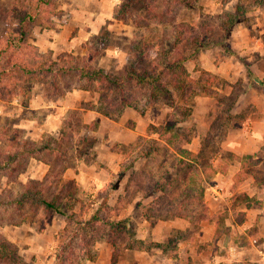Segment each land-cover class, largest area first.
<instances>
[{
  "label": "trees",
  "instance_id": "obj_1",
  "mask_svg": "<svg viewBox=\"0 0 264 264\" xmlns=\"http://www.w3.org/2000/svg\"><path fill=\"white\" fill-rule=\"evenodd\" d=\"M59 0H13L8 11L9 20L16 21L17 27L14 36L0 35V102L10 103L13 99L21 98L23 102L30 98V89L41 84L51 89L56 97L78 89L95 93L97 101L82 103L80 110L70 111L64 118L60 133L65 130L74 133L80 130L95 131L97 124L84 125L81 110L95 111L103 117L116 121L126 108L136 110L140 115L145 109H139V102L146 100V104L161 102L172 111L160 127L150 125L147 136L138 137L130 147L118 149L115 152L124 155L117 176L126 177L123 195L117 198L115 206L110 207L108 200L111 190L104 197L102 204L92 216L75 229H71V241L62 245L61 251L56 252L55 264H82L93 262L97 253L93 251L96 241L105 239L111 247L110 264H116L118 257L124 250H150L162 248L164 251L171 247L182 236L177 233L168 239L166 244H145L135 237L131 225V218L117 219L124 206L134 198H152L149 204L143 206L137 202L135 208L143 209V216L152 221L172 218L184 219L192 227L198 229L201 222L211 221L208 207L205 204L204 192L207 184L217 171L225 172V165H214L219 155V146L225 140L229 130L242 127L245 118L232 114L237 97L231 92L228 96L219 98V91L224 87L233 88L220 76L200 71L199 77L193 79L184 64L194 56L210 47H219L227 54L236 57L242 63L237 53L226 43L232 28L237 24L248 25V15L264 5V0H249L240 2L235 13L225 14V23L221 24L224 37L219 41H212V31L201 26L197 33L188 23H175L174 19L167 22L158 13V3L162 4L166 15H171L174 7L191 9L196 0H138L145 10V16L138 13L129 5L137 0H129L128 5L116 7L113 19L127 25H132L142 36L132 43L127 65L123 75H114L97 66L89 59H80L64 52L53 58L50 54L39 53L37 47L29 42V33L35 25L42 29L54 28V20L61 15L58 8ZM168 24L172 29L173 41L167 46L156 49L155 31L158 26ZM106 33V29H102ZM101 33H98L101 37ZM104 33V34H105ZM97 35V36H98ZM190 35L193 37L190 39ZM98 37V38H99ZM93 42V41H92ZM100 43H103L100 41ZM95 48L96 41L92 43ZM249 80L256 81L264 87V83L256 78L246 65ZM170 76V81L164 83L162 78ZM74 78V83L70 80ZM73 83V84H72ZM64 84V85H63ZM63 85V87H62ZM140 92V93H139ZM179 97V102L174 97ZM195 97L214 98L219 108L216 117L203 132L198 133L201 147L198 152H192L187 145L194 136V124L184 129L181 125L191 122V102ZM244 114V113H243ZM16 134L13 131L12 135ZM156 135V138L150 137ZM56 138L44 136L39 141H30L17 138L7 144L0 151V174L14 175L20 172L19 165L27 159L42 161L46 155L58 160L60 164L66 161V151H62ZM228 158L238 160L241 170L237 182L248 177H256L253 168V156L238 158L226 153ZM142 162L137 169V163ZM65 167L52 177L53 187L61 181ZM38 184V183H37ZM36 183L26 188L14 203L21 205L26 201L37 206L44 212L60 215L69 222L73 215L68 213L71 204L77 202V188L75 182L67 181L58 190L54 189L51 198L44 197L46 187L36 188ZM237 203L246 207H261V201L255 197L249 198L245 194L237 196ZM237 203H234L236 206ZM105 211L103 217L101 212ZM242 216V215H241ZM241 219L239 222L243 221ZM76 240L81 249L72 248V240ZM0 264H24L18 248L0 234Z\"/></svg>",
  "mask_w": 264,
  "mask_h": 264
},
{
  "label": "rangeland",
  "instance_id": "obj_2",
  "mask_svg": "<svg viewBox=\"0 0 264 264\" xmlns=\"http://www.w3.org/2000/svg\"><path fill=\"white\" fill-rule=\"evenodd\" d=\"M78 1H58V8L61 11V15L54 20L53 30L59 29L58 27L62 26L63 19H67L65 17L66 11L74 9ZM246 1L249 0H196L193 8L183 9L174 7L171 15H166V10H163L161 3H158L157 6H159L158 13L161 16V20L163 19L167 22L170 19H174L175 23H188L193 27L192 29L195 34L196 32L202 33L200 31L201 26H206L212 30L210 31V39L220 42L224 37L221 24L227 20L224 15L235 13L237 5L240 2ZM12 3L13 0H0V35L2 37L15 35L17 23L16 21L9 20L8 17V11ZM129 3V0H120L115 8L128 5ZM129 5L138 13L137 15L145 16L144 7L138 0L131 2ZM248 19H250L248 25H235L228 38L225 39L226 43L243 59L244 63L236 57L227 54L219 47H210L196 54L191 61L184 64V68L195 80L199 77L201 70L206 71L205 69H212L213 67L219 68L220 71L217 73L207 72L220 76L233 86V88L227 86L222 88L219 91V98L228 96L232 92L237 97L236 102H238L237 107L234 105L236 108L234 109L233 107L232 114L242 116L241 118H245V121H247L251 112L254 111L252 101H256L258 97L264 98V87L259 85L255 80H248L249 78L245 67V64H248L250 68L253 62L257 58H260L262 53L264 54V51H261V47L264 46V5L251 12L248 15ZM112 24L114 22L104 27L106 33L101 30L103 34L101 37H99L100 34L91 37L89 41L90 45H87L89 47L85 49L86 55H79L78 57L80 59L92 60L97 66L103 69L105 68L108 72L119 76L123 75L127 65V58L130 54L129 49H131L133 41L135 39L138 40L142 36V33H134L136 30L132 25H123L119 22L115 25ZM99 33L101 32L99 31ZM53 35V38L49 37L48 30L42 29L37 24L29 33V42L37 47L39 53L46 56L50 54L51 57L56 58L59 54L54 56L52 55L54 53L52 49L46 50L47 45H49L47 44L48 40L56 38L55 34ZM155 35V45L161 42L156 46L158 50L162 44L165 47L173 41L172 29L168 24L158 26ZM192 37L190 35V39ZM94 40L96 41L95 48L92 46ZM100 41L103 43H100ZM254 76L258 78L256 75ZM70 80L74 83V78ZM162 80L164 83H168L170 76L162 78ZM261 81L264 83L263 80ZM29 93L30 97L32 96L31 98L34 99V103L29 100L23 102L21 98L13 99L10 103L0 102V151L7 144L13 143V139L17 141V138H19L36 142L42 137L47 136L58 139L60 149L66 151V161L60 164L55 158L50 160L48 156L42 155L41 158L51 161L52 164L48 165L42 161L27 159L19 165L20 172L12 176L0 174V234L18 248L24 264H55L56 252L61 251L62 245L66 246L71 241L70 237L72 233L69 231L75 229L84 221H87L102 204L104 197L109 193V189L114 187V185L115 187L116 185L118 186L119 182H125V179H120L116 174H108L111 171L103 162L107 161L106 158L108 156H105V159L98 158V153L102 152L98 148L101 136L94 135L92 133L93 131L80 130L74 133L72 137L68 130H65V135H62L60 133V125L58 129L56 128L50 134L39 130L45 120L46 111L44 109L32 110V108L35 109L44 105L39 100L41 98V100L46 99V97L50 100H56L58 97L53 94L51 89L44 88L41 84L34 85ZM174 101L179 102V97L175 96ZM249 102L250 104H248ZM138 105L139 109H145V112L150 108L165 109L167 111L165 112L166 114L163 112L155 116L159 119L164 118V115L166 117L172 111L161 102L146 104L145 99L140 100ZM191 106L193 112V115L191 114V121L194 123L193 129L196 135L209 127L216 117L219 108L216 106V99L214 98L204 100L195 97L191 102ZM208 107L210 108L209 111H207ZM182 127L184 129L191 128L188 124H183ZM13 131H16V134L12 135ZM106 140H108L106 137L102 138L103 142ZM225 157L227 158L226 153L222 152L219 159L222 160ZM114 159V164L118 165H121L124 161L122 158L120 159L116 156ZM141 164L143 163L139 162L138 166ZM63 167H65V171L61 175V181L56 187L59 188L67 181L75 182L78 201L73 202L70 209L67 210L69 214L73 215V221L69 222L63 216L44 212L39 207L32 206L24 200L20 206L14 203L20 200L19 198L26 191L27 187L31 189L33 183H38L36 188L46 187L43 196L50 199L52 194L56 193L54 192L55 188L53 187L52 177L55 173L62 171ZM87 167H89V170ZM253 168L256 177L253 181L248 180L246 187L249 191L252 189L250 193L255 192V196L262 200L264 206L263 150L253 158ZM80 170H83L81 178L85 179V182L87 179L91 183H98V186L85 184L80 182L81 180H76L74 174L79 173ZM104 181H107V184L102 189L100 186ZM57 188L55 190H58ZM140 203L145 206L143 202L140 201ZM135 209L140 210L141 207ZM101 215L104 217L106 212L102 211ZM241 217L240 215L236 217V221ZM131 225L133 226L134 222L131 221ZM256 226L257 224H254L250 229L249 235L245 237L232 236L234 244L243 247L244 251H248L254 247L251 246L250 240H257V243L253 245H255V260L258 262H249L244 259L241 264H264V257H262L264 255L259 253L260 251L264 253V246L261 247L264 244V237L258 236L261 239L260 243L258 237L254 235ZM77 242L74 238L71 246L78 251L81 249V246ZM105 247H110L105 239L96 241L93 246V251L97 253V258L100 256V252H104ZM244 255L251 256L248 253ZM84 263L86 262L82 264Z\"/></svg>",
  "mask_w": 264,
  "mask_h": 264
},
{
  "label": "crops",
  "instance_id": "obj_3",
  "mask_svg": "<svg viewBox=\"0 0 264 264\" xmlns=\"http://www.w3.org/2000/svg\"><path fill=\"white\" fill-rule=\"evenodd\" d=\"M119 1L79 0L78 4L74 6V9L66 11L65 17L67 19H63L64 22L62 26L58 27L59 29L48 30L49 37L53 38V34H55L56 38L48 40L47 44L49 45H47L46 50L52 49L54 51L52 55L54 56L65 51L77 57L79 55H86L85 49H88L89 46L87 45H90V38L97 36L99 31L104 29L107 24L114 22L112 25H115L119 22L124 25V23L113 19L114 8ZM261 51H264V46L261 47ZM249 69L259 79L264 81L263 53L260 55V58H257L253 62ZM104 70L107 71L105 68ZM205 70L214 73L220 71L219 68L215 67ZM31 97L28 100L34 103L35 101ZM199 98L204 100L208 99ZM41 99L39 100L44 105L35 109L32 108V110L44 109L46 111L45 120L39 130L50 134L56 128L58 129L59 125H62L64 118L70 111L80 110L82 103L95 104L97 95L95 93L73 89L63 96L58 97L56 100H50L47 97L46 99ZM252 102L254 111L251 112L247 121L243 123L242 127L229 130L225 140L220 143L219 155L216 157L214 165H225V172L217 171L211 180L204 185L205 204L208 207L209 215L213 219L211 221L201 222L198 229L192 227L188 221L179 218L156 221L148 220L143 216L144 210H136L135 205L140 201L147 205L152 198L142 199L141 196H138L124 206L117 218H131V221L134 222L135 237L138 240L145 244L163 245L166 244L170 237L175 236L178 232L182 236L173 248L169 247L165 251L162 248H151L148 251L124 250L118 257L116 264H241L244 259L249 262H258L255 260V245H253V241L257 242L256 239L250 240L251 246L254 247L248 251H244L243 247L234 244L232 240L233 235L240 237L249 235L250 229L254 224H257L254 235L264 237L263 202L255 196V192L250 193L252 189L249 191L246 187V182L248 180L253 181L254 177L251 176L243 181L237 182V176L241 170L240 162L228 157L222 160L219 159L222 152L230 153L241 158L243 156L255 157L260 151H264V98L258 97L256 101ZM237 105L238 102H236L235 106L237 107ZM235 106L234 109L236 108ZM209 110L210 108L208 107L207 111ZM163 112L166 114L165 112L167 111L163 108H150L143 115H140L136 110L126 108L118 120L112 121L95 111L81 110L82 123L84 125L97 124V129L92 133L96 136H101L98 148L103 152V154L99 152L97 156L103 159L106 158L105 156H108L106 158L107 161H103L102 159L111 171L108 174L117 175L120 170V165L114 164L115 156L124 160V155L115 152L113 148L123 149L130 147L138 137L149 135L148 130L150 125L155 127L162 126L165 122V115L162 119L155 116ZM184 124L191 126L194 123L191 121ZM103 137H106L108 140L103 142ZM150 137L156 138L157 136L150 135ZM187 147L192 152L196 153L199 151L201 147L199 134H194ZM138 167L140 165L138 166L137 163L135 169ZM87 169L89 170V167ZM82 171L80 170L79 173L74 174L76 180H81L80 182L85 184L98 186V183H91L87 179L85 182V179L81 178ZM124 179L126 181V177ZM106 184L107 181H104L100 188H105ZM125 184V182H119L118 186L116 185L115 187L114 185L112 187L113 190L109 189V191H112L108 200L110 207L115 206L117 198L123 195ZM241 194H245L249 198L255 197L261 201V207H246L245 204L237 203V196ZM234 203H237L236 206H234ZM239 215L243 217L241 223L239 222L241 218L236 221V217ZM258 240L261 243L259 237ZM246 253L251 256L244 255ZM259 253L264 255L261 251ZM110 257L111 247H105L104 252H100V256L95 261H88L84 264H110Z\"/></svg>",
  "mask_w": 264,
  "mask_h": 264
},
{
  "label": "built area",
  "instance_id": "obj_4",
  "mask_svg": "<svg viewBox=\"0 0 264 264\" xmlns=\"http://www.w3.org/2000/svg\"><path fill=\"white\" fill-rule=\"evenodd\" d=\"M254 244H256L257 242L256 241H253Z\"/></svg>",
  "mask_w": 264,
  "mask_h": 264
}]
</instances>
